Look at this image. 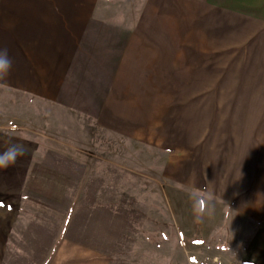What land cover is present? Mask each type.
Wrapping results in <instances>:
<instances>
[{"label":"rangeland","instance_id":"rangeland-1","mask_svg":"<svg viewBox=\"0 0 264 264\" xmlns=\"http://www.w3.org/2000/svg\"><path fill=\"white\" fill-rule=\"evenodd\" d=\"M202 3L99 0V14L115 22L116 36L123 39L142 22L137 34L154 41L141 59L131 46L126 67L142 73L120 77L131 90L111 108L116 118H100L98 106L110 94L112 75L83 76L84 88L92 91L76 93L73 107L47 109L12 90L11 76L0 78V152L10 143L27 150L0 169V264H264V139H246L235 124L215 122L219 118L198 123L187 117L194 85L235 96L230 90L236 84L264 86V61L247 58L249 45L235 46L233 22L229 43L207 45L211 58L205 62L194 58L202 48L195 44L193 56L185 40L190 21L201 24ZM122 50L116 45L105 60L113 73ZM203 64L208 77L196 75ZM143 67H151V75ZM189 67L195 74L188 75ZM48 112L79 121L101 148L129 149V160L118 151L114 159L131 169L130 190L109 204L103 193L80 188L96 151L51 133ZM100 120L123 133L106 140ZM197 202L205 205L199 223Z\"/></svg>","mask_w":264,"mask_h":264},{"label":"crops","instance_id":"crops-1","mask_svg":"<svg viewBox=\"0 0 264 264\" xmlns=\"http://www.w3.org/2000/svg\"><path fill=\"white\" fill-rule=\"evenodd\" d=\"M200 5L203 12L201 24L199 19L193 25L190 21V35L187 34L185 40L187 50L190 47L191 53L192 49V55L196 52L195 44L197 50L202 48L193 55L194 58L205 62L211 58L207 55V49H211L207 45L229 43L226 31L233 22L235 46L249 45L246 53L250 56L247 58L264 61V0H203ZM99 8V0H0V49H7L12 60L7 74L11 76L8 83L11 89L27 93L29 100L41 102L44 109L69 108L75 106L76 93L93 90L84 88L83 76L112 75L116 79L110 85V94L106 102L98 106L102 108L100 118H116L117 112L111 108H116L117 99L127 100L125 92L131 90V83L125 80L121 82L120 77L142 73L138 69L132 72L131 67H126L131 46H137L132 55L141 59L150 41L137 34L142 22H135L137 25L134 24L132 34L128 30L123 39L121 35L117 37L113 30L115 22L101 17ZM197 13L201 14L199 9ZM194 28L198 33L196 42ZM116 45L123 46V50L120 65L113 73L105 60L109 59V54H113ZM205 67V64L198 67L196 75L208 77ZM142 69L145 70L144 75H151V67L150 71L147 67ZM187 72L193 75L195 68L189 67ZM211 91L210 86L204 83L190 89L187 97L188 118H197L194 121L198 123L209 122V117L219 118L215 122L235 124L240 132L246 134V139H264V86L236 84L230 90L235 93L232 97L222 94L225 92L223 89L215 90L214 95ZM120 93L123 95L120 96ZM91 100L95 102V99ZM48 118L51 133L60 135L64 141L73 140L81 147L89 146L96 151L86 164V173L78 185L80 188L94 189L96 196L103 193L104 197L109 198V204L116 202L115 194L119 197L130 190L131 169L123 161L117 165L114 159L118 151V155H126L129 160V149L125 153L124 149L101 148L97 135L84 132V126L79 121H66L65 117L52 115L51 112H48ZM122 118L125 119L124 116ZM103 121L100 120L102 127H99V133L102 132L106 140H114L115 132L123 133L121 129ZM174 165L176 168L175 158ZM49 238L46 251L50 250ZM52 242H56V238ZM46 261H43L44 264Z\"/></svg>","mask_w":264,"mask_h":264},{"label":"clouds","instance_id":"clouds-1","mask_svg":"<svg viewBox=\"0 0 264 264\" xmlns=\"http://www.w3.org/2000/svg\"><path fill=\"white\" fill-rule=\"evenodd\" d=\"M12 67V60L8 55L7 49H0V78L5 77ZM26 148L22 144L10 143L4 151L0 152V169H7L14 165L17 159L26 153ZM195 212L194 222L199 223L202 220L205 211L203 202H197L193 205ZM246 264H255L254 261H248Z\"/></svg>","mask_w":264,"mask_h":264}]
</instances>
